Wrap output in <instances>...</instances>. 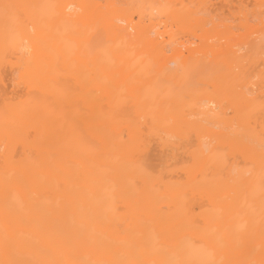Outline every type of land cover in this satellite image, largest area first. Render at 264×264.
<instances>
[{
    "label": "bare ground",
    "instance_id": "bare-ground-1",
    "mask_svg": "<svg viewBox=\"0 0 264 264\" xmlns=\"http://www.w3.org/2000/svg\"><path fill=\"white\" fill-rule=\"evenodd\" d=\"M233 1L0 0V264H264V0Z\"/></svg>",
    "mask_w": 264,
    "mask_h": 264
},
{
    "label": "rangeland",
    "instance_id": "rangeland-1",
    "mask_svg": "<svg viewBox=\"0 0 264 264\" xmlns=\"http://www.w3.org/2000/svg\"><path fill=\"white\" fill-rule=\"evenodd\" d=\"M234 1H235V0H234ZM234 1H233V2H234ZM236 1H237V0H236ZM245 1H246V0H245ZM250 2H252V1H250ZM249 4H250V3H249ZM253 6H254V5L250 4V5L248 6V9H249V10H250L251 8L253 9ZM222 8H224V7H222ZM235 9H236V8H234V11H236ZM223 10H224V11H227V9L225 10V8H224ZM220 11H221V10H220ZM232 11H233V10H232ZM234 11H233V12H234ZM228 12H229V11H227V13H226L225 15L228 16V14H229ZM240 30H241V29H240ZM240 30H237V31H240ZM241 31H242V30H241ZM243 31H244V29H243Z\"/></svg>",
    "mask_w": 264,
    "mask_h": 264
}]
</instances>
